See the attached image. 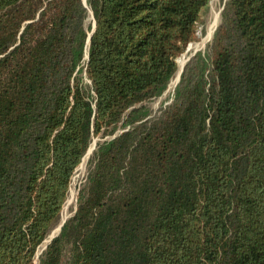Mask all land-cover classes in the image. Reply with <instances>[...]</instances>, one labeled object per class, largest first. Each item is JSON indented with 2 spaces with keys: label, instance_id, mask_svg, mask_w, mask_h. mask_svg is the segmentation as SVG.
<instances>
[{
  "label": "trees",
  "instance_id": "obj_1",
  "mask_svg": "<svg viewBox=\"0 0 264 264\" xmlns=\"http://www.w3.org/2000/svg\"><path fill=\"white\" fill-rule=\"evenodd\" d=\"M211 1L0 0V264H264V0H227L142 106Z\"/></svg>",
  "mask_w": 264,
  "mask_h": 264
},
{
  "label": "rangeland",
  "instance_id": "obj_2",
  "mask_svg": "<svg viewBox=\"0 0 264 264\" xmlns=\"http://www.w3.org/2000/svg\"><path fill=\"white\" fill-rule=\"evenodd\" d=\"M227 0H212L207 8V10L203 13L201 20L197 26V40L191 43L187 50L177 59L178 64V72L175 77L172 79L170 84L168 85L166 91L163 95L157 99H154L150 102L142 104L144 106V111L146 114H153L157 112L161 107L171 103L173 99V95L175 89L180 82L181 75L179 73L180 69V61L185 60V66L190 62V60L195 57L198 53H204L209 45H211L215 33L222 22V13L224 11ZM86 3V0H85ZM90 20L93 21V15H90ZM212 28V29H211ZM211 29V30H210ZM211 32V33H210ZM211 34V36H209ZM183 73V72H182ZM180 75V76H179ZM179 77V78H178ZM178 80V81H177ZM141 106V105H140ZM121 126L118 128L117 134L123 133ZM113 137L101 138L96 137L93 139L86 155L84 156L82 163L78 167L75 172V175L72 180V184L69 190L68 198L65 203V206L62 210L60 218L55 223L52 231L48 235L47 239L40 246L38 254L36 256V262L38 263L39 257L45 251L46 247L50 244L54 237H57L61 230L57 231L59 225L63 222L65 224L70 218L74 216L76 210L79 205V198L81 193L87 192L89 183H90V175L95 169L96 166V152L98 149V145L103 143L105 140H110Z\"/></svg>",
  "mask_w": 264,
  "mask_h": 264
},
{
  "label": "bare ground",
  "instance_id": "obj_3",
  "mask_svg": "<svg viewBox=\"0 0 264 264\" xmlns=\"http://www.w3.org/2000/svg\"><path fill=\"white\" fill-rule=\"evenodd\" d=\"M212 29V28H211ZM210 29V30H211ZM211 33V32H210ZM211 36V34L209 35ZM184 64H185V60H181L180 61V69H179V73L183 70V67H184ZM179 78V77H178ZM178 81V80H177ZM63 224V222L59 225V227L57 228V231L60 229L61 225Z\"/></svg>",
  "mask_w": 264,
  "mask_h": 264
},
{
  "label": "water",
  "instance_id": "obj_4",
  "mask_svg": "<svg viewBox=\"0 0 264 264\" xmlns=\"http://www.w3.org/2000/svg\"><path fill=\"white\" fill-rule=\"evenodd\" d=\"M95 26H96V24L94 23V29H95ZM87 57H88V56H87ZM182 72H183V70L181 71L180 75L182 74ZM180 75H179V76H180ZM63 226H64V223L61 225L60 230L63 228ZM54 238H55V237H54ZM54 238H53V239H54Z\"/></svg>",
  "mask_w": 264,
  "mask_h": 264
}]
</instances>
